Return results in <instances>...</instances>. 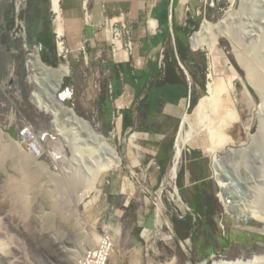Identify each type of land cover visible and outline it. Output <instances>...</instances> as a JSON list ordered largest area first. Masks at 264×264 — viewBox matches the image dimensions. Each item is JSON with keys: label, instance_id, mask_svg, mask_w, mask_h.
Wrapping results in <instances>:
<instances>
[{"label": "rangeland", "instance_id": "1", "mask_svg": "<svg viewBox=\"0 0 264 264\" xmlns=\"http://www.w3.org/2000/svg\"><path fill=\"white\" fill-rule=\"evenodd\" d=\"M181 1L183 3L187 1L183 10V20L188 23L191 19L197 25L196 28L190 27L186 36L188 43L205 21L217 23L226 18L231 10L239 9L243 3L241 0ZM246 1L241 15L234 21L233 28H230L234 34L237 33L236 41L232 42L233 47L229 41L221 38L211 53H208L204 47L191 51L198 70L192 68L193 65H182L187 83L191 88H195L197 103L206 96L207 84L212 83L214 106L212 122L208 124L195 118L197 104L189 111V96L187 97L189 102L182 109L178 120L157 118L143 124L141 120L137 121L140 116L138 103L124 108V111H133L137 126L135 125L132 131H143L139 126L145 129L148 126L151 131L168 133L173 143V156L177 129L184 115L190 116L191 123L195 125L193 138L183 146L182 159L179 160L177 167L179 170L174 181L168 179L173 165L171 155L161 184L150 187L146 184L149 182L147 177L146 179L141 177L139 167L133 170L125 169V160L122 157L123 145L120 146L117 141L122 130L120 129L122 118L118 120L117 126V122L113 119L105 120L98 114L97 105L102 85L103 82L110 84L112 72L105 74L107 69L103 68L104 65L100 60L91 61L90 58L89 62L98 65L100 77L88 90L89 76L85 74L88 72L87 69L84 68V64H77L72 59L73 53L79 50V46L70 43L67 38L66 47L72 54L64 60L58 57L56 49V66L51 67L56 69L58 65L63 64L68 68L69 75L62 79L58 89L61 93L66 90L69 92L70 96L64 101V105L87 122L88 127L77 131L79 135L74 134L76 130L64 120L62 115L58 118V126L55 127L56 119L34 106L32 95L36 90L35 87L39 86L29 80L31 72L26 64L38 45L33 43V46H27L25 49L22 47L24 43H21L26 40L27 26L24 19L27 18L29 7L34 1L7 0L0 29L5 34H11L16 29V33L19 34V30L22 29L20 25L16 27V18H18V21L23 23L24 37L16 38L15 33L11 34L20 49L15 56V68L10 81L0 84V86L4 85L2 88L5 90V93L0 92V141L1 136L3 139L11 137L22 145L27 154L33 152L34 156L39 155V149L45 150L42 156L34 158L35 165L31 174L36 175V180L32 182L27 198L31 201L39 186L42 188L41 192L48 190V193H44L45 197L43 200L40 199L38 204L37 201L33 204V209L36 206L32 212L37 218L36 222L44 215V224L28 232L12 231L9 247L1 242L5 250L3 253L5 257L0 259L1 264H7L9 256H12L11 264H78L85 254L95 249V244L97 245L100 238H105L104 235H107L110 242L113 238L114 242L113 255L107 264H190V257L199 262L201 259H206L209 252L212 255L218 252L226 260H233L242 254L251 255L259 250L264 253V248L260 245L264 243L262 232L264 222L238 220V216L243 215L247 210L254 211L264 218V89L258 84L260 80L264 87V0ZM46 7L50 10L48 1ZM186 8H189L190 13H186ZM55 17L56 15L53 14L47 16L51 21L49 28L53 31L52 41L56 48L53 22ZM181 27L184 28V25ZM176 53L174 34L159 54V70H163L166 56ZM80 60L84 59L80 58ZM234 62L243 72L242 75L235 68ZM239 63L248 67L242 68ZM135 72L136 69L133 68L134 77ZM251 72L255 73V77ZM193 74L197 75L196 80L193 79ZM0 77L4 76L1 74ZM228 80L231 82L222 86V81ZM55 83L57 84L56 81L52 83V89L55 88ZM219 83L221 87L217 94H214V84ZM259 93H262V96ZM28 128L30 133L25 136L20 135L22 130ZM210 134L213 140L210 139ZM35 135L39 137L43 135L41 141L43 148L34 139ZM95 136L106 138L107 143L116 150L121 160L120 167L100 177L94 160L107 157L110 147L100 144L98 148L95 143L94 146L97 147L92 155L84 149L80 150V146L85 148L88 143L92 145V142L96 141ZM240 148L258 150L255 163L250 164L248 157H241L239 160L237 154L232 158L238 160V165L234 162L230 164L224 162L223 158L227 156L228 149L235 152L234 150ZM214 151L219 160L216 162V165L219 163L216 167L227 180L224 184L225 189L218 186L213 176L218 173L212 158ZM241 160L244 164L239 165ZM182 162L186 167L182 180L183 196L178 187ZM0 163L3 168L10 169L11 172L19 168L13 167V170L11 167L8 168L10 160L1 154ZM138 181L142 184L141 188L137 187ZM119 190L124 191L127 198L116 195ZM171 192L176 193L178 196L176 200L178 199L184 206L183 216L167 197ZM221 192H225V200L221 198ZM7 198L14 200V196L9 192ZM199 201L205 206L211 219H207L197 211L195 205ZM51 202L55 209H52ZM158 209H160L159 218L156 216ZM30 217L31 214L29 220ZM151 218L156 224L152 230L144 227L145 219L150 221ZM52 230H57L58 234L51 235Z\"/></svg>", "mask_w": 264, "mask_h": 264}, {"label": "crops", "instance_id": "2", "mask_svg": "<svg viewBox=\"0 0 264 264\" xmlns=\"http://www.w3.org/2000/svg\"><path fill=\"white\" fill-rule=\"evenodd\" d=\"M47 1L50 3V0H37L34 3L37 9L45 13L48 12L51 16L53 14L51 11V3L49 10L46 7ZM186 2L184 4L181 0H93L91 4L93 26L98 24L102 18V5L107 7L105 14L110 18L115 17L119 10H124L129 13L134 41L138 44L137 60L140 61V66L137 67L138 69L135 72L137 76L134 77L133 66L128 57L125 54L113 57L110 54L108 42L105 38L96 32L95 27L85 25L80 1L60 0V8L63 15V32L69 42L76 44L78 47L85 38L91 40L90 46H88V52L91 55L88 54L85 60H80V58L84 59V56L79 51H76V54L73 53L72 55V59L77 64H84V68L88 71L85 73L89 76L87 81L88 90L92 88L93 82H97V78L100 77L97 69L98 65L89 62V59L91 58V61L100 60V62L104 60L106 62L105 68H108L112 72L110 84L116 76L114 70H120V67H123L124 71L126 70L125 76L120 71L121 94L113 100V109L118 102H121L126 108L137 103L139 107L145 92V89L141 85L160 68L158 57L165 44L173 37V27L175 25L182 26L185 24L183 10ZM6 8L7 0H0V26L2 25V14ZM39 24L43 28L44 20H41ZM153 25L155 26L154 30L152 28ZM51 30L50 33L53 35V31ZM40 40L43 41V39ZM32 41L38 45L37 48L41 52V45L34 39ZM21 43H26V40ZM19 49L20 47L12 38L11 34H5L0 29V75L2 74L4 76L2 78L0 77V84L10 81L13 68H15V56L18 54L17 50ZM85 69H83V72ZM2 87L4 88V85L0 86V92L5 93ZM122 96L124 99H122ZM187 100L184 97L177 104L164 103L157 113L149 116V121L147 122L154 121L157 118L169 120L180 119L182 109L188 102ZM120 129L122 130H120L121 132L117 137V141L120 146L123 145L122 157L125 160V169L133 170L139 167L141 177L145 179L147 177L149 180L146 183L148 186L156 187L161 184L160 182L164 175L163 169L166 168L167 164V155H172L170 149L172 140L169 134L137 130L134 132L130 127L127 130H123L122 121H120ZM141 185V182L138 181L137 187L141 188ZM116 195L127 198L126 193L121 190ZM155 225L152 218L150 221L145 219V228L152 230ZM181 238L185 239V237Z\"/></svg>", "mask_w": 264, "mask_h": 264}, {"label": "bare ground", "instance_id": "3", "mask_svg": "<svg viewBox=\"0 0 264 264\" xmlns=\"http://www.w3.org/2000/svg\"><path fill=\"white\" fill-rule=\"evenodd\" d=\"M232 1H234V0H232ZM241 1L243 2L241 7L239 9L231 10L230 12H228L229 14L223 20L217 21V23H212V22H208V21H205L203 23L200 30L198 32L194 33L191 37L190 41H191V48L193 51H196L197 49L204 47L208 51V53H211L221 38H224L227 41H229V43L233 47L234 43L232 44V42H234V40L236 41L235 35L237 33L234 34L230 30V28H233L232 26H233L234 21L238 19L239 15H241L243 5L246 4V2H247L246 0H241ZM50 3H51L52 13L54 16L56 15V17L54 18V21H53L54 26H55L54 29L56 30L57 34L61 35L62 31H63V24H62V19H61L62 12H61V8H60V0H50ZM19 4H20V2L18 3L17 9H19ZM152 28L154 29L155 26L153 25ZM234 53H236V52H234ZM238 61H239V58H238ZM28 67H29V70L31 72V76L29 77V80L32 83L34 82L37 84V86H39V87H37V88H39V91L34 92V94L32 95V100L34 102V106L36 105L37 108H39V110H41V111L51 115L52 117H54V119H56V120H54L55 127L58 126V122H59L58 118L61 115L64 116V120L67 121L71 126H73L74 130H76L74 134L79 135V133L77 131L82 130L84 128H87L88 127L87 122H84L81 119H79L73 110L67 108L65 105L63 106L62 104H60L58 102L61 100L65 101L70 96L69 92H68V94H63L58 89L59 85L61 84L62 79L69 75V70L66 67V65L61 64L57 69H51V68L45 67L43 64L40 63L37 54L34 52L33 54L30 55V58L28 60ZM241 67L246 68L248 66L245 67V66L241 65ZM135 69L137 70L138 68L135 67ZM251 73L255 77V73L254 72H251ZM255 80H256V78H255ZM55 81L57 82V84L55 83L56 84L55 88L52 89V83ZM258 84L260 86H262V88L264 89L262 82L260 80L258 81ZM40 89H42L41 92H40ZM51 89H52V92L50 91ZM254 89H255V87H254ZM212 92H213V85L211 82H209L207 84V88H206V96L204 98L200 99V101L197 103V106L195 108V113H194L195 118L198 121L201 120V122H205L208 124L210 122H212V118L214 117V106H213V100H212ZM259 94H260V96H262V93H259ZM121 104L122 103L119 102V106H121ZM118 122L119 121H117V126L119 125ZM194 126L191 123V117L184 115L183 120L181 121V123L177 129V136H176L177 139L175 142V149H174V153H173L174 156L172 155L173 156V165H172V167L169 171V174H168V179L170 181H174L175 176L177 174V170H179V169H177V167H178V164L180 162L179 160L181 158L183 146H185L186 143H188L193 138V136L195 134V127ZM27 130H29V133H30V129L28 128ZM56 132H57V129L55 128V133ZM210 137H211L210 139L213 140V136L211 135ZM1 138H2V140L0 141V154H1V156H5L10 160V163L8 164V168L11 167L12 168L11 170H13V167H19V168L17 170L15 169L13 172H11L10 169L3 168L2 163H0V178L2 179V181L0 182V259H1V257H5L3 254L5 250L3 248L2 243H5L4 246H6L7 248L9 247V242L11 240L12 231L17 230V231L28 232L29 230L35 229V227H39L40 224H42V223L44 224V222H45L43 220L44 215L43 216L39 215L40 218L38 219V222H36L37 218H36V216H34L32 214V212H34V209L36 208V206H35V208L33 209V204L36 201H37L36 203L38 204L40 202V199L43 200V198L45 197V196H43L44 193H48V190L46 192H41L42 188H41V186H39V187H37V192L35 195H33L32 200L29 201V199L27 198V195L30 191V186H31L32 182H34L36 180V175L34 173L31 174V170L34 169L33 166L35 165L34 158H36L38 156H42V154H44L45 150L39 149V155L34 156L35 154L33 152L27 154L23 150L22 145L18 141L13 140L11 137L3 139V137L1 136ZM43 138H44L43 135H41V137L36 136V135L34 136V139L40 144V146L42 148H43V145H42L41 141L43 140ZM95 138H96V141H93L92 145H90L88 143L85 148L83 146H80V150L84 149V151H87L92 155L97 146L99 148L101 145L104 144V145H107L110 147V151H109V154H107L108 155L107 157H104V158H102V160H98V161L94 160V163H96L95 167L99 170V173H100L99 177H100L102 174H104V173H106L112 169H116V168L120 167L121 160H120L116 150L113 149L107 143L106 138L98 137V136H95ZM238 142L240 144V141H238ZM95 143L97 144V146H94ZM77 147H79V146H77ZM103 147H105V146H103ZM232 151L233 150L228 149L227 156L223 158L224 162L229 163V164L232 162H234L236 164L239 163L238 160L235 161L232 158V156H235L237 154L236 156L237 157L239 156L238 159L239 158L241 159V157L242 158L248 157L250 164H253V163H255V160H257V156L259 154L258 150L251 149V148L250 149L240 148L238 150H234L235 152H232ZM213 155L214 156L212 158H213L214 168H216V170L218 171V173H215L216 175L213 174V176H214L218 186L221 189H225L224 184L226 183L227 180L222 176V174H220L218 167H216L219 164L218 163L216 165V162H219V160H217L218 155H217L216 151H214ZM242 163L243 162L241 160L239 165H242ZM41 165L42 164H40V166ZM35 170L37 171V168H35ZM28 174L30 175L29 178H28ZM168 183H170V182H168ZM8 192L14 196V200L7 198ZM171 193L168 194L167 197H169L170 202L175 206V208L183 216L185 214L184 206L179 202L178 199L176 200V196H177L176 193L175 194H173V193L171 194ZM225 195H226L225 192L224 193L221 192V198L223 200L226 199ZM223 200H222V202H223ZM51 205H52L51 206L52 209H55V208H53L54 204H52V202H51ZM154 207H155V205H154ZM226 207H224V208H226ZM250 208H252V207H250ZM27 211H29L30 212L29 214H31L30 220H29V214L25 213ZM52 212H54V211L52 210ZM156 216H157V218L160 217V209L157 210ZM51 217H52V220H54L53 214ZM45 219H46V217H45ZM238 220H240L242 222H248L250 220H255L258 223L264 222V218H261V216H258L256 214V212L251 211V210L250 211L247 210L243 213V215L238 216ZM159 221L160 220H158V222ZM159 224L160 223H158V225ZM168 226H169V224H168ZM53 231L54 230L50 231L51 235L56 236L58 234L57 230L54 232ZM262 232L264 233V230ZM50 233H48V234H50ZM164 239H165V237H164ZM104 241H106L105 247H104ZM95 246H96L95 249L93 247L94 250L92 252L90 251V253L85 254L83 256L82 260L88 254L96 255L98 252H100V250L103 247L106 249L105 251L107 252V256L112 257V255H113L112 249L114 246L113 238H111V242L107 237H105L103 239L100 238V241H98L97 245L95 244ZM259 252L260 253L257 252V253L251 254V255L242 254L241 256H239L238 258H235L233 260H226V259H223L221 257L220 259H217V260L212 259L210 262H208V263L205 262L204 264H264V253H262V251H259ZM102 256H104V255H102ZM7 258H8V261H6V263L11 264L12 256H9Z\"/></svg>", "mask_w": 264, "mask_h": 264}, {"label": "trees", "instance_id": "4", "mask_svg": "<svg viewBox=\"0 0 264 264\" xmlns=\"http://www.w3.org/2000/svg\"><path fill=\"white\" fill-rule=\"evenodd\" d=\"M37 1V0H30ZM28 16L26 19V45L28 47L33 46L32 40L34 39L39 45H41V60L49 65L56 66V48L54 42L52 41V35L50 33V24L51 21L47 18L49 16L48 12L40 11L37 9L35 3L30 5L28 10ZM41 20H44V27L39 28V23ZM197 27L191 19L188 20L187 26L182 28L181 26L175 25L173 27V32L175 34V45H176V55L171 54L170 56H166L165 64L163 70L157 69V72L153 76H151L148 80H146L141 86L145 89L142 103L138 107V112H140V116L137 118V121L141 123H145L149 121V116L153 113H157L164 103L177 104L180 99L187 98L190 95V107L189 111L194 109L197 104V97L195 88H191L189 83L186 81L185 70L181 68V65H193L192 68L197 69V65L193 61V54L191 52L188 40L186 36L189 34L190 27ZM40 39H43L40 40ZM45 40V41H44ZM150 64V62H148ZM148 64V65H149ZM238 72L242 75L243 72L237 66V64L233 63ZM198 70V69H197ZM120 71L123 73V76L126 74V70L124 71L123 67H120V70H114L115 78H113L111 87L112 92L109 93L108 83L103 82L101 95L99 97L98 102V111L99 116L104 118L105 120L112 119V113L114 111L112 107V102L121 94V82H120ZM137 75L135 74V77ZM193 79L196 80L197 75H192ZM151 79V80H150ZM231 80L222 81V86H226L227 83H230ZM214 94H217L219 88L221 87L219 84H214ZM226 90L228 88L225 87ZM122 123L123 129L127 130L130 128H135V120L133 116L132 110H125L122 114ZM150 123V122H148ZM137 126V125H136ZM152 127V125H151ZM143 131H151L150 127L143 128V126H139ZM171 152L173 151V143L170 145ZM171 156V155H170ZM170 156L167 155L166 163L169 161ZM185 164L182 162L181 169L178 175L179 183V192L181 195H184V184L182 180H184L185 176ZM163 169V173H164ZM207 180V179H206ZM204 181V180H203ZM202 182V181H201ZM202 202H197L195 207L197 211L204 215L207 219H211L209 212L205 209V206H202Z\"/></svg>", "mask_w": 264, "mask_h": 264}, {"label": "built area", "instance_id": "5", "mask_svg": "<svg viewBox=\"0 0 264 264\" xmlns=\"http://www.w3.org/2000/svg\"><path fill=\"white\" fill-rule=\"evenodd\" d=\"M92 2L93 0H80L85 25L95 27L96 32L105 38V40L108 42L110 54L113 57L125 54V56H127L130 60L133 68L139 67L140 61L137 60L138 44L134 41L132 27L129 20V13L124 10H119L115 17L110 18L105 14L107 7L105 5H102V18L98 24L93 26L91 10ZM186 13H190L189 8H186ZM17 25H20V28L24 30L23 23L19 22L18 18H16V27ZM186 26L187 23L185 21L184 27ZM22 30H19V34L16 33V29L13 30L12 33H15L16 38L24 37V32L22 33ZM54 35L56 37V49L58 52V57L67 60L68 55L72 54V52L66 47V36L64 32L62 31V34L60 35L57 34L56 30L54 29ZM90 41V39L85 38L79 46L78 51L84 56V60L87 58L88 46H90ZM23 45V47L27 49L25 43ZM101 62L104 65L103 68L107 69L105 70V74L110 73L111 71L108 68H105L106 62L104 60H101ZM180 66L181 68H183L181 64ZM96 87L98 88V85ZM108 90L111 94V84H108ZM122 99H124L123 96ZM188 99L190 100V95ZM124 108H126L125 105L121 104V106H119V102L117 103V105H115L114 111L112 113V119L114 121L117 122L120 118H122ZM28 133L29 130L25 129L21 131L20 135L25 136ZM104 236L107 237V235ZM105 246L106 241H104V247ZM104 247L96 255L88 254L83 260L81 259L78 264H107L110 257L107 256V252L105 251L106 249Z\"/></svg>", "mask_w": 264, "mask_h": 264}, {"label": "water", "instance_id": "6", "mask_svg": "<svg viewBox=\"0 0 264 264\" xmlns=\"http://www.w3.org/2000/svg\"><path fill=\"white\" fill-rule=\"evenodd\" d=\"M51 11H52V9H51ZM189 45H190V49H191V51H193L192 48H191L190 41H189ZM25 46H27L26 43H25ZM35 53L37 54V56H38L39 61H40L41 64H43L45 67H48V68L54 69L53 67L48 66L47 64H45V63L41 60V56H40V52H39V49H38V48H35ZM29 58H30V56H29ZM29 58H28V59H29ZM26 65H27V67H28V61H27V64H26ZM231 65H232V64H231ZM59 66H60V65H58V67H59ZM58 67H57V68H58ZM57 68H56V69H57ZM237 74H238V73H237ZM238 75H239V74H238ZM239 77H240V75H239ZM240 78H241V77H240ZM38 90H39V89L36 88L35 92H38ZM63 94H68V91H67V90L64 91ZM58 102L64 106V101L61 100V101H58ZM78 118L81 119L82 121H84L82 118H80V117H78ZM84 122H85V121H84ZM176 176H177V175H176ZM176 176H175V177H176ZM261 245H262V244H261ZM259 251H261V250H259ZM259 251H257V252H259ZM263 252H264V251H263Z\"/></svg>", "mask_w": 264, "mask_h": 264}, {"label": "flooded vegetation", "instance_id": "7", "mask_svg": "<svg viewBox=\"0 0 264 264\" xmlns=\"http://www.w3.org/2000/svg\"><path fill=\"white\" fill-rule=\"evenodd\" d=\"M261 241V240H260ZM258 242V241H257ZM262 244V245H261ZM260 245L264 248V243H260ZM216 255H212L211 252L208 253V257L206 259H201L199 262L195 261L194 259H192L191 257L189 258V263L190 264H204L205 262L208 263L210 262L212 259L217 260L220 259L221 256L219 255L220 253H215Z\"/></svg>", "mask_w": 264, "mask_h": 264}]
</instances>
